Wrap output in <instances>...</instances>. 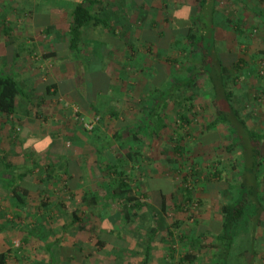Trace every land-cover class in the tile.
Returning <instances> with one entry per match:
<instances>
[{"label":"rangeland","instance_id":"1","mask_svg":"<svg viewBox=\"0 0 264 264\" xmlns=\"http://www.w3.org/2000/svg\"><path fill=\"white\" fill-rule=\"evenodd\" d=\"M78 1L0 0V71L14 76L21 91L16 113H0V159L36 164L25 180L30 191L23 208L0 186V224L9 226L0 233V253L8 251L6 264H143L156 231L149 264H191L185 254L195 255L193 264H215L221 206L239 196L229 185L250 175L251 141H240L230 125L207 127L216 114L211 85L201 74V52L184 36L189 17L199 14L197 0H99L91 9L109 17L114 33L87 28L86 70L67 48ZM216 4L217 52L229 69L232 103L248 127L264 132V18L256 14L264 0ZM166 35L169 41L159 45L155 39ZM192 75L197 87L179 94H196L191 110L186 99L180 105L191 124L182 127L179 105L171 103L167 127L152 137L156 89ZM131 129H140L138 141L116 142L115 132ZM129 150L138 154L134 161ZM119 158L133 190L146 196L140 210L111 196L107 170ZM217 168L218 181L212 178ZM188 192L192 201L185 203ZM246 213L234 229L228 264H264V245L253 240L252 204Z\"/></svg>","mask_w":264,"mask_h":264},{"label":"trees","instance_id":"2","mask_svg":"<svg viewBox=\"0 0 264 264\" xmlns=\"http://www.w3.org/2000/svg\"><path fill=\"white\" fill-rule=\"evenodd\" d=\"M199 8L195 12L199 14L195 17L191 15L189 17L190 24L186 26L185 38L189 43V46L195 48L201 52L200 64L203 67L201 74L206 75L212 89V104L215 108V118L208 124V129H213L218 125H230L237 128L236 132L241 141L246 136L250 139V151L246 150L245 156L250 164H248L247 177L240 176L238 183L229 185L231 190H238L239 196L232 202H227L221 206L222 223L221 233L216 236V245L219 252L215 256V264H228L229 253L234 242V229L236 224L247 214V208L250 204L254 207V228L260 223L261 215L264 213V206L258 197V170L260 165V150L258 143L264 140V134L251 130L246 121L240 116L238 110L232 103V92L227 89L226 78L229 69L226 65L225 58L217 52V41L215 38L214 27L216 26V14H217V0H197ZM99 0H80L74 4L70 11L71 24L69 25V41L68 51L71 54L72 60L83 67V70L87 69L84 57L82 54L81 46L84 43L85 31L88 27H103L108 31H113L110 24L109 17H102L95 14L91 6L99 4ZM264 18V11L257 12ZM239 31L240 28H239ZM176 35V34H175ZM172 38V36H171ZM170 35H166L165 39L160 40L156 38L160 44L169 41ZM150 42H153L150 40ZM154 43V42H153ZM50 55H55L51 53ZM198 76L192 75L184 81H175L166 90L156 89L154 95V106L151 113L148 116L149 130L152 137L159 136V134L167 127L166 123V109L171 103H175L178 106L179 122L182 127L184 125H190L191 121L187 115L181 109L182 99L190 101L188 103V109L191 110L194 107L195 93L191 94L188 98H180L179 94L183 90L195 89L197 87ZM21 93L18 80L4 71H0V113L13 115L16 113L17 104L16 99ZM26 98L27 95L23 94ZM140 133L138 131L130 130L128 133L117 131L114 134V139L121 146L125 140L132 139V141H138L137 139ZM247 145V144H246ZM179 146H176L178 148ZM233 147L230 148L232 150ZM249 154V155H248ZM136 156L135 151L129 150L127 157L129 160L134 161ZM0 164V186L6 188L11 192L12 201L16 208H23L26 204V199L29 195L30 189L25 186V180L28 176L32 175L36 164L32 165H15L5 158H1ZM134 168V167H133ZM193 173L197 174L198 171L195 167L192 168ZM217 168V173L213 174L212 178L216 181L221 180ZM108 175H112L113 178L109 182V189L111 196L123 201L124 205L129 208L140 210L144 205L143 198L146 196L138 195L133 190L132 175L126 170L124 161L117 159L115 163L108 167ZM241 175V173H240ZM211 180V179H210ZM187 190V189H183ZM185 203L192 201L191 192L184 193ZM161 209L166 210V199L163 196L161 201ZM127 220L130 219V214H126ZM77 218L75 217L74 222ZM9 226L6 224H0V233L5 232ZM156 231H153L149 238L148 243L144 248V261L143 264H149L153 250V241L155 239ZM52 244H48L50 248ZM8 251L0 253V264H6ZM217 260V261H216ZM184 262L193 264L195 262V255L185 254L183 258ZM252 264H254L252 262Z\"/></svg>","mask_w":264,"mask_h":264},{"label":"crops","instance_id":"3","mask_svg":"<svg viewBox=\"0 0 264 264\" xmlns=\"http://www.w3.org/2000/svg\"><path fill=\"white\" fill-rule=\"evenodd\" d=\"M69 41V38H68ZM67 41V44H68ZM68 47V45H67ZM27 52L23 53V56L26 55ZM250 128V127H249ZM251 129V128H250ZM253 130V129H251ZM256 131V130H254ZM258 133H263L261 130L256 131ZM259 150H260V165H259V170H258V179H259V185H258V197L260 198L263 206H264V140L260 141L258 143ZM253 240H259L263 243L264 245V213L261 215V221L260 223L254 228L253 232Z\"/></svg>","mask_w":264,"mask_h":264},{"label":"clouds","instance_id":"4","mask_svg":"<svg viewBox=\"0 0 264 264\" xmlns=\"http://www.w3.org/2000/svg\"><path fill=\"white\" fill-rule=\"evenodd\" d=\"M182 12H183V18L184 19H187L188 18V13L190 12V8L186 6V8L184 10H182ZM175 15L179 17V16H181V13L178 12V13H175ZM24 147L25 148H28L29 147V144L28 143H25L24 144Z\"/></svg>","mask_w":264,"mask_h":264}]
</instances>
